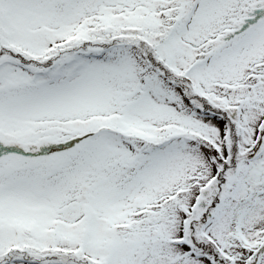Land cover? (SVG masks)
Here are the masks:
<instances>
[{"label":"snow or ice","instance_id":"snow-or-ice-1","mask_svg":"<svg viewBox=\"0 0 264 264\" xmlns=\"http://www.w3.org/2000/svg\"><path fill=\"white\" fill-rule=\"evenodd\" d=\"M0 264H264V0H0Z\"/></svg>","mask_w":264,"mask_h":264}]
</instances>
